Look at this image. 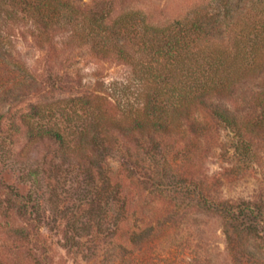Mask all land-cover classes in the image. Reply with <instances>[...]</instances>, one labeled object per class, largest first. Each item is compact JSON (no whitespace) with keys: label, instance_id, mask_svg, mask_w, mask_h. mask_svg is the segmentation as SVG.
I'll return each mask as SVG.
<instances>
[{"label":"rangeland","instance_id":"rangeland-1","mask_svg":"<svg viewBox=\"0 0 264 264\" xmlns=\"http://www.w3.org/2000/svg\"><path fill=\"white\" fill-rule=\"evenodd\" d=\"M70 1L81 12L95 2L111 14L142 6L159 23L196 7L208 14L216 6L212 0ZM14 16L11 24L1 13L0 25L25 73L12 72L17 67L2 59L0 199L8 208L6 217L0 215V224L7 223L0 264H264V112L257 99L264 70L220 101L250 143L249 162L234 151L238 134L208 117L198 135L187 133L193 143L178 156L134 139L127 125L124 134L100 135L95 149L92 141L83 143L82 159L68 161L54 140L29 137L23 114L36 102L69 110L88 93L101 95L96 102L106 116H119L113 99L121 88L112 83L126 82L130 69L61 44L66 38L59 33L41 45L26 28L28 15L19 10ZM135 90L130 85L126 93ZM53 108L30 122L64 128L77 139L67 111ZM77 121L80 127L90 122L84 116ZM15 193L27 195L32 208H12L20 201Z\"/></svg>","mask_w":264,"mask_h":264},{"label":"trees","instance_id":"trees-1","mask_svg":"<svg viewBox=\"0 0 264 264\" xmlns=\"http://www.w3.org/2000/svg\"><path fill=\"white\" fill-rule=\"evenodd\" d=\"M213 1L216 6L211 13H201L196 7L172 21L159 23L142 6L111 14L100 2L81 12L70 0H0V16L5 13L7 22L13 24L19 10L28 15L32 22L26 28L32 27L39 44L52 43L59 33L66 38L61 44L85 49L93 58L118 59L130 69L126 82L112 83L121 88L113 99L120 109L119 116H106L96 102L101 95L88 93L77 96V105L69 110L56 104L31 103L22 118L29 137L54 140L61 157L75 161L82 159L83 143L92 141L90 147L95 149L94 142L102 135L111 130L124 134L128 125L134 139L151 142L155 150L169 147L173 151L170 154L177 155L193 143L186 138L187 133L198 135L208 117L231 127L239 136L234 143L235 153L247 162L252 160L250 154L246 156L250 143L241 137L242 130L230 109L220 101L230 98L239 83L257 77L264 70V0ZM8 42L9 37L2 33L0 25V66L4 67L2 59H7L9 65L17 67L12 72L25 73L16 64ZM55 44L58 49L59 42ZM130 85L136 90L128 96L126 88ZM257 99L264 109V86L257 92ZM53 107L62 114L67 111V119L74 121L69 132L77 134V139L69 138L64 128L30 122L32 117L43 119L51 115ZM83 116L90 122L80 127L77 120ZM1 119L0 114V131ZM15 194L20 201L13 202L12 208L17 211L32 208L27 195ZM7 208L0 199L1 216L6 217ZM6 224L2 219L0 235Z\"/></svg>","mask_w":264,"mask_h":264}]
</instances>
